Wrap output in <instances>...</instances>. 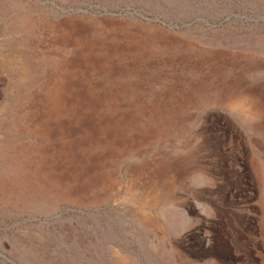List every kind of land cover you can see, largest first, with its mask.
<instances>
[{"label": "rangeland", "instance_id": "rangeland-1", "mask_svg": "<svg viewBox=\"0 0 264 264\" xmlns=\"http://www.w3.org/2000/svg\"><path fill=\"white\" fill-rule=\"evenodd\" d=\"M0 264H264V0H0Z\"/></svg>", "mask_w": 264, "mask_h": 264}]
</instances>
